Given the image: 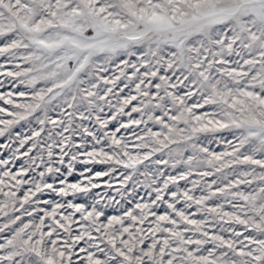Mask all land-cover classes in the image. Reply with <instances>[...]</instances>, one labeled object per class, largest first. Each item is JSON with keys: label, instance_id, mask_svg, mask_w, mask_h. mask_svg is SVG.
<instances>
[{"label": "snow or ice", "instance_id": "obj_1", "mask_svg": "<svg viewBox=\"0 0 264 264\" xmlns=\"http://www.w3.org/2000/svg\"><path fill=\"white\" fill-rule=\"evenodd\" d=\"M0 264H264V0H0Z\"/></svg>", "mask_w": 264, "mask_h": 264}]
</instances>
